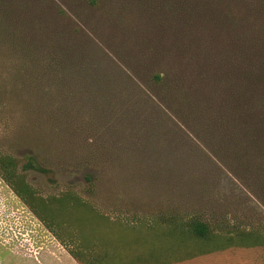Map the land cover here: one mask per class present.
<instances>
[{"label":"rangeland","instance_id":"1","mask_svg":"<svg viewBox=\"0 0 264 264\" xmlns=\"http://www.w3.org/2000/svg\"><path fill=\"white\" fill-rule=\"evenodd\" d=\"M16 2L42 30L0 38V153L46 203L0 169V264H45L31 255L61 247L92 264L115 230L116 264L250 262L238 235L264 237V148L240 127L242 70L258 56L239 16L186 20L182 0ZM30 155L39 165L23 170ZM191 219L219 242L166 233Z\"/></svg>","mask_w":264,"mask_h":264},{"label":"trees","instance_id":"2","mask_svg":"<svg viewBox=\"0 0 264 264\" xmlns=\"http://www.w3.org/2000/svg\"><path fill=\"white\" fill-rule=\"evenodd\" d=\"M91 4H96L97 0H87ZM184 1L180 7H178L180 15L185 16V19L193 17L192 14L197 12L202 15L210 12L212 16L223 15L232 24L233 18L239 16L240 26L244 36L247 38L248 44L254 49L258 56V60L255 64H245L241 74V83L239 84V112H240V127L241 130L246 132H252L253 139L249 143L260 144L261 148H264V119L261 118L262 105H264V0H213L210 4L205 3L200 6L202 0H195L194 5L192 0ZM207 8L209 11L204 10ZM196 9V11H195ZM59 16V15H57ZM37 16H31L27 10H25L19 2L16 0H0V38L6 37L12 39L16 44L22 41L30 40L31 33L38 29L42 30L41 22L36 21ZM25 28H29L27 31ZM248 31V32H247ZM156 81H163V77L156 75ZM165 80V78H164ZM247 134V133H246ZM17 161L10 155L0 153V169L6 174L3 178L11 183L13 188L18 191L23 199L27 196L32 201L39 199L40 203H46L43 198H37L35 194H32L29 186L24 182L22 174L16 172ZM37 157L35 155L27 156L26 162L22 165V169L26 170L32 167H37ZM46 209V208H45ZM91 213V212H88ZM91 221V220H89ZM98 225L104 223L99 219ZM183 221V220H182ZM111 223V222H110ZM119 230L114 232L110 231V248L114 252L121 246V233ZM125 231V230H123ZM167 234L177 236L182 242H201V243H215L219 242L222 237H211V228L209 223L202 220H187L185 222L172 221L167 224L165 230ZM122 232V231H121ZM238 235V238L242 241L251 239L252 244L249 245L251 250H256L259 254L264 255V237H255ZM257 238V240H256ZM212 239V240H211ZM228 240H232L233 237L229 235ZM211 240V241H210ZM250 240V241H251ZM210 241V242H209ZM132 242V241H130ZM122 248V247H121ZM69 253L79 262L78 256L69 250ZM106 256L100 259H94L92 264H106ZM112 264V262H110Z\"/></svg>","mask_w":264,"mask_h":264},{"label":"crops","instance_id":"3","mask_svg":"<svg viewBox=\"0 0 264 264\" xmlns=\"http://www.w3.org/2000/svg\"><path fill=\"white\" fill-rule=\"evenodd\" d=\"M122 247V248H121ZM126 246H119L118 250L112 252L110 248V240L107 244V254H106V264H116V259L119 258L123 250L126 249ZM250 249V250H249ZM247 255L250 257V262H245L244 264H264V255L259 254L256 250H251V247L248 248ZM43 257L45 264H79V262L68 252V250L61 247L58 250H48L43 252H38L37 254L31 255L33 259L37 262L39 261V256ZM237 256V255H236ZM228 261L229 259H225ZM232 261V260H229ZM41 264V263H39ZM179 264H194V262L182 263Z\"/></svg>","mask_w":264,"mask_h":264}]
</instances>
